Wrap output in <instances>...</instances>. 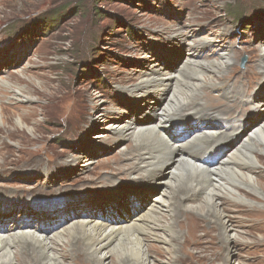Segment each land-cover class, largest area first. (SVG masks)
<instances>
[{
    "label": "rangeland",
    "instance_id": "obj_1",
    "mask_svg": "<svg viewBox=\"0 0 264 264\" xmlns=\"http://www.w3.org/2000/svg\"><path fill=\"white\" fill-rule=\"evenodd\" d=\"M193 42L206 43V48L192 63L188 57ZM263 51L264 0H0V79L13 88L0 85V192L11 196L13 204L9 209L0 206V229L24 223L29 230L46 228L53 236L81 215L91 214L92 220L115 215L128 221L159 195L163 184L157 183L160 176L148 181L150 186L144 183L132 159L136 136L113 129L123 122L148 123L153 111L160 110L157 105L170 102L172 91L186 88L183 74L196 73L185 71L186 66L217 60L220 52L230 53L231 61L219 76L232 77L219 86L237 88L242 104L214 91L211 95L226 107L236 104L235 112L252 129L249 117H264L261 107L256 111L250 104L251 97L264 103V71L259 69ZM155 67L170 72L178 83L162 97L154 89L135 91ZM244 74L250 75L243 80ZM207 90L202 87L201 93ZM14 94L33 100L28 104ZM19 117L21 125L16 124ZM173 129L176 136L190 135L181 126ZM259 158L263 167L264 155ZM254 176L260 178V196L246 186L240 191L258 203L248 201L251 208L225 195L217 205L224 224L183 218L185 227L178 231L184 242L177 245L175 256L163 250L162 242L147 239L154 245L147 251L150 264H264V170ZM103 181L123 185L129 194L128 189L139 186L135 189L143 198L125 194L116 205L95 192ZM84 187L92 193L82 195ZM54 197L59 199L47 202ZM35 198L41 199L39 205L29 204ZM105 208L111 209L110 215ZM190 223L194 229L188 233ZM207 232L214 240L193 246L206 241ZM75 262L87 264L83 254L63 260ZM117 264L127 262L120 259Z\"/></svg>",
    "mask_w": 264,
    "mask_h": 264
},
{
    "label": "bare ground",
    "instance_id": "obj_2",
    "mask_svg": "<svg viewBox=\"0 0 264 264\" xmlns=\"http://www.w3.org/2000/svg\"><path fill=\"white\" fill-rule=\"evenodd\" d=\"M191 46L188 61L193 63L196 61L194 57L206 48V43L193 42ZM259 57V69L263 72L264 51ZM230 58V53L220 52L217 60L204 63L197 61L198 63L193 66H186L185 71L193 69L196 73L183 74L187 77V80H182L186 88L177 92L172 91L170 102L166 105H157L160 110L153 111L148 123L135 126L123 122L113 129L121 134L127 132L136 136L137 148L135 155H131L132 159L143 172V179H146L144 183L147 182V185L150 186L148 181L154 182L161 177V182L157 183H162L163 189L158 196L151 197L149 203L142 210H139L141 209L139 207L137 213L126 219L128 220L126 222L117 220L115 215L92 220L89 219L92 218L91 214H88L78 216L63 226L61 231H56L53 236L47 233L46 228L32 227L29 230L30 227L23 225L24 223L14 225L13 230L0 229V264H63L65 258L77 254H83L87 264H110L109 257L115 249L118 252L113 254L112 264H117L120 259H125L127 264H150L151 255L147 251L154 245L147 244V239L162 242L165 246L163 250L169 256H175L178 252L177 245L183 241L178 231V228L181 230L185 227L183 218L197 217L201 219L202 224L215 219L224 224V215L217 205L219 199L225 195L251 208L252 204L248 201L258 203V200L257 202L242 194L240 187L246 186L252 194L260 196L258 193L260 178L254 174L257 170H264V166H259V157L264 155V117L258 118V115L254 118L252 114L247 121L254 125L249 129L245 120L240 119V114L237 115L235 112L236 104L226 107L225 103L211 95L214 91L228 101L242 104L239 102L242 96L237 88L219 86L221 80L230 82L229 79L232 77L224 76L223 73L221 77L219 76V73L228 70ZM159 69L155 67L151 70L139 81L134 90L145 93L154 89L158 91L156 95L162 97L174 82L178 83L177 80L174 81L175 78L170 72ZM248 75L250 74H244L243 80ZM237 82L238 78L232 85ZM0 85H7L6 87L13 90L9 81L4 79H0ZM202 87H208V90L201 93ZM16 91L14 92L17 93ZM15 95L13 97L16 100L22 99L28 104L33 100L32 96L27 94L22 95V98ZM253 98L251 97L250 104L255 110L258 111L261 107L264 111L261 99ZM1 117L0 107V120ZM16 124H22L20 117ZM175 126L186 128L190 135H174ZM164 132L172 138H165ZM243 167L246 169L241 170ZM219 176L225 178L229 176L230 180L226 182ZM139 181L136 183H140ZM121 187L123 185L107 184L103 181L95 192L108 196L116 205L125 194L136 200L144 195L135 189L139 186L128 189L131 191L130 194L122 191ZM89 189L84 187L80 191H85L82 195L92 193ZM2 194L3 192H0V206H5V209L11 208L13 206L11 196ZM58 199L54 197L47 202L53 203ZM31 201L33 202L29 204L35 205L40 203L41 199L35 198ZM55 205L57 204H52L51 207ZM104 211L106 215L111 213L110 208H105ZM193 229V223L186 226L188 233ZM212 231L217 232L215 228ZM141 235H145V238ZM206 236V241L192 242L193 246H207L210 239L214 240L209 232ZM235 238L233 242L238 243ZM69 247L70 249L66 250ZM226 257L231 259L229 255Z\"/></svg>",
    "mask_w": 264,
    "mask_h": 264
},
{
    "label": "water",
    "instance_id": "obj_3",
    "mask_svg": "<svg viewBox=\"0 0 264 264\" xmlns=\"http://www.w3.org/2000/svg\"><path fill=\"white\" fill-rule=\"evenodd\" d=\"M244 61H245V57L242 58V63H244Z\"/></svg>",
    "mask_w": 264,
    "mask_h": 264
}]
</instances>
